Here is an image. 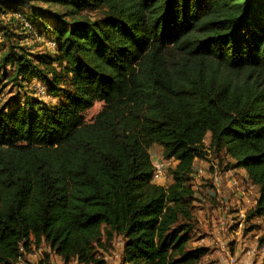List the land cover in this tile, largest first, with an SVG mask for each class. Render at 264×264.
Wrapping results in <instances>:
<instances>
[{"label":"trees","instance_id":"obj_1","mask_svg":"<svg viewBox=\"0 0 264 264\" xmlns=\"http://www.w3.org/2000/svg\"><path fill=\"white\" fill-rule=\"evenodd\" d=\"M7 10L47 39L42 54ZM0 42L16 88L0 90V264H32L43 244L105 264L116 237L119 264H199L192 179L210 154L246 171V219L264 216V0H0ZM153 145L174 162L167 185Z\"/></svg>","mask_w":264,"mask_h":264},{"label":"rangeland","instance_id":"obj_2","mask_svg":"<svg viewBox=\"0 0 264 264\" xmlns=\"http://www.w3.org/2000/svg\"><path fill=\"white\" fill-rule=\"evenodd\" d=\"M7 11L8 13L4 15L3 22L7 24V26L14 28L16 26V23L14 19L11 17L12 15L18 16L20 12L12 13V12H9L10 10H7ZM22 30L23 29H19L18 34H20L19 32H24L25 35H28V37L24 41H22L26 49L29 50V52L32 54H42L44 52L43 48H45L46 46L47 39L39 35L37 31L34 29H31L32 31H29V32H25ZM4 50H6V45H1V42H0V55L3 54ZM7 70L9 72L10 70L9 67ZM9 73H11V71ZM25 88H27V90L30 92L34 88H36L37 89L36 91H38V95H40L41 98L47 101L51 100L50 97H46L45 87L43 86L42 82L39 80H33L31 83L26 84ZM0 90L2 91L1 92L2 94L7 96L11 91L16 90V88H14L12 84H8L7 80H5L4 78H1L0 79ZM101 107H102L101 102L95 103V105L91 109L85 112V119L86 120L92 119ZM208 143H209V138L207 136L205 139V144L208 145ZM160 148L161 147L158 145H153L150 149V152L152 153V156H153V161H154L153 163H156L159 160L161 162L164 161L163 157L160 154ZM156 154L158 156L160 155L159 160L155 159ZM227 162H228V159L223 154H220V156L210 154L208 155L207 159H204V160L196 159L195 160L194 174H193L194 176L192 179L194 198L191 200V206H192V211L196 216L197 214L198 215L200 214L199 216L203 217L205 216V212L207 211L212 212V210L215 208L216 209L222 208V210H224V203L218 201L221 197L219 196V192L217 191L216 183L214 181L216 180L215 178H219V177L223 181L224 190H226L227 192L230 191V189L229 190L227 189L228 186L225 188V184L227 182L230 181V184H232V186L234 182H236V185L233 186V188L235 190L237 189L238 192L242 194V196L246 195L248 197V198L246 197V200L244 201H239V203L235 202L234 203L235 206L233 208H237L238 206H241L244 209V211L246 210V213H247V211L251 207L254 206L253 205L254 198L252 199L249 198L253 194L252 192L253 189H250L247 186H244L246 179H244L239 172H235L233 176L231 175L230 177H227V178L225 177L227 170L220 172L219 169L224 168ZM173 165H174L173 162L169 164H166V163L164 164V174L162 175V177L171 178V175L169 174L170 173L169 168H171ZM155 180H158V179H155ZM228 196L229 195H227V197ZM231 199H233V197H231L230 199L228 198V201ZM212 202H214L213 205H212ZM229 206L231 207V205ZM198 226H199V230L197 229V232L194 233L192 238H194L195 240L197 239L199 240V238L203 239L206 236L209 237L208 231L211 232V228H210L211 225H206L207 227H203L201 226V224H199ZM228 228L225 229L226 232H230L231 228L230 229ZM235 229H238V226L234 228V230ZM251 230H253V235H249L251 234L250 233ZM261 230H264V218L255 219V220H250V219L247 220L246 218H244L243 226L238 231V234H241L242 239L249 240L248 238H251V241L257 242V249L254 250L253 257L250 261H245V260L243 261V254L248 249V247H245L244 245L241 248V250L243 249V251L239 255V257L236 258V256H234L233 264H262V260L264 257H262L261 255V250L264 251L263 249L264 244H262L263 246L261 247L259 240L260 238L264 237V233H262ZM233 234H235L234 236H237L235 231L233 232ZM118 240H119L118 237L114 238L113 243L111 244V246L109 247V250L107 251L108 255L112 256L113 252L117 251V249L119 248V246L117 245ZM45 253L49 254L48 260H47V255ZM54 257H55V254L52 252H49L48 247L45 244H43L41 248L33 249L29 253H26L23 259L32 264H38L40 262H43V264H56L53 261ZM114 261H115L114 264H116L117 263L116 260Z\"/></svg>","mask_w":264,"mask_h":264},{"label":"crops","instance_id":"obj_3","mask_svg":"<svg viewBox=\"0 0 264 264\" xmlns=\"http://www.w3.org/2000/svg\"><path fill=\"white\" fill-rule=\"evenodd\" d=\"M160 154L162 156V149L160 148ZM156 160L160 159V155L158 156L156 154L155 156ZM151 158L153 161V156L151 153ZM160 161V160H159ZM154 162V161H153ZM173 162V161H172ZM171 162V163H172ZM174 164V162H173ZM225 177H230L231 175L233 176L235 172H239L244 179H246L245 185L250 189H253V194L250 199L254 198L253 200V205H255L257 198H258V186L252 184L248 176L246 174V171L243 168H234L226 171ZM167 179V180H166ZM216 180V187L217 191L219 192V196L221 197L218 201L224 203V210L222 208L218 209H211L212 212H205V216H199L197 214L196 218L198 220V225L201 224L203 227H207L206 225H211V232L208 231L209 237L206 236L203 239L199 238V240H195V244L198 246H205L209 250L207 254L201 259L199 264H230V258L236 256V258L239 257V255L242 253L243 249L241 248L245 245V247H248V249L244 252L243 254V261H250L253 257V252L254 250L257 249V242L251 241V238L247 239H242L241 234H238V231L241 229L243 226L244 218H246V210L241 206H238L237 208H233L235 206V202L239 203V201H244L246 200V195L242 196L238 190L234 189L233 186L236 185V182H234L233 186L230 184V181L225 184V188L230 191L227 192L224 190V184L222 179L215 178ZM162 181V182H161ZM172 181L171 178H165V177H160L158 180L153 179V182L162 184V185H167ZM167 182V183H166ZM243 186V187H244ZM224 190V191H223ZM227 195H229L227 197ZM233 197V199L228 201V198L230 199ZM248 198V197H247ZM214 202H212V205ZM231 205V207L229 206ZM210 217V218H209ZM264 216L261 217H255L252 220L255 219H262ZM210 219V220H209ZM238 226V229H235ZM199 227V226H198ZM229 227V228H228ZM228 228L230 229V232H226L225 229ZM199 230V228H198ZM207 231V230H206ZM237 234V236H234L233 232ZM262 233H264V230H261ZM260 232V231H259ZM251 234L253 235V230L250 231ZM251 237V236H249ZM117 245L119 248L117 251L113 252L112 256L108 255L105 256V264H113L115 263L114 260H116V264H119L118 261L120 262L121 258V252H122V239L119 238ZM223 245H227V250L223 248ZM263 245H261L262 247ZM264 249V248H263ZM261 250V249H260ZM261 255L264 257V251L261 250ZM53 259V258H52ZM53 261L56 264H64L61 258L57 255H55ZM239 263V262H238ZM69 264H75V262H71Z\"/></svg>","mask_w":264,"mask_h":264},{"label":"built area","instance_id":"obj_4","mask_svg":"<svg viewBox=\"0 0 264 264\" xmlns=\"http://www.w3.org/2000/svg\"><path fill=\"white\" fill-rule=\"evenodd\" d=\"M19 18H21L22 24L24 26L25 29L30 30L32 28V25L30 24L29 20H27L26 18L22 17L20 14L18 15ZM52 44V43H51ZM172 160H164L163 162H159L157 161L156 163H154V167H155V173H154V179H159L160 177H162V175L164 174V164H169L171 163ZM123 245V243H122ZM223 248L225 250H227V245H223ZM234 263V257L230 258V264Z\"/></svg>","mask_w":264,"mask_h":264}]
</instances>
